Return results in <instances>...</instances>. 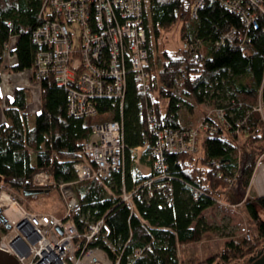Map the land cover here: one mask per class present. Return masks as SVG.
Returning <instances> with one entry per match:
<instances>
[{
  "label": "trees",
  "instance_id": "1",
  "mask_svg": "<svg viewBox=\"0 0 264 264\" xmlns=\"http://www.w3.org/2000/svg\"><path fill=\"white\" fill-rule=\"evenodd\" d=\"M195 1L150 0V27L146 30L149 78L144 90L127 79L120 112L118 104L99 100L98 116L73 118L66 113L65 91L47 77L39 83L40 111L34 116L32 127L26 129L27 90L15 88L11 99L0 98V188L22 197V192L54 189L32 185L33 176L39 172L55 183L74 182L72 164L79 157L91 125L104 115L109 114L112 120L121 117L124 145L145 146L138 162L151 166L152 139L145 127V108L150 109L158 128H176L179 101L173 91L191 95L196 105L205 98L219 100L216 104L224 111V122L208 120L216 129L198 134L194 154L165 155L169 191L160 186L153 189L148 199L134 198L136 212L148 227L141 225L125 205L95 181L73 185L77 205L72 221L76 231L84 234L88 225L102 220L105 228L85 244V249L101 248L111 263L117 260V264H215L241 260L264 246V220L260 215L264 213V198L247 193L257 159L264 154V34L259 29H245L238 17L214 0H204L193 20L190 11ZM40 6L41 0H0V57L8 38L15 37L12 52L17 62L11 69L14 72L32 67L34 48L30 35L40 23ZM176 23L180 24V45L196 37L203 43L202 50L192 55L181 46L173 51L161 49L155 70L150 38L160 45L164 34ZM230 29L244 35L242 45L223 42L213 49V43ZM258 101L260 112L255 110ZM131 166L125 151L122 170L107 183L113 195L121 187L129 190L134 185ZM216 202L241 207L251 221L248 226L253 235L249 240L224 242L208 259L182 262L180 248L201 241L214 230L201 214ZM78 242L82 244L83 240ZM135 250H140L136 258Z\"/></svg>",
  "mask_w": 264,
  "mask_h": 264
},
{
  "label": "built area",
  "instance_id": "2",
  "mask_svg": "<svg viewBox=\"0 0 264 264\" xmlns=\"http://www.w3.org/2000/svg\"><path fill=\"white\" fill-rule=\"evenodd\" d=\"M203 1L193 3L191 19H196ZM214 1L238 17L245 29H259L264 34V0ZM149 9L150 0H41L37 15L40 23L30 35L34 48L31 79L39 85L42 79L50 77L62 88L66 93V113L73 118L98 116L99 100L118 104L120 112L127 79L144 90L149 78L146 48ZM223 42L240 46L244 35L230 29L213 43V49ZM202 45L200 39L193 37L181 44V48L194 55L202 50ZM6 48L7 44H4L3 49ZM261 82H264V66ZM255 110L261 111L259 101ZM223 115V109L216 108L192 126L179 124L176 128L161 129L150 109L145 108V127L152 139L150 174L141 176L132 169V188L121 187L114 195L107 183L114 173L122 170L124 152L128 153L130 165L135 166L146 147L127 148L124 145L121 117L98 120L91 125L79 157L72 164L74 182L55 183L43 172L32 178L36 188L57 190L63 208L60 217L28 212L10 190L0 188V251L14 257L18 264H117V260L111 263L101 248L85 249V244L105 227L103 221L98 220L88 225L84 234L77 233L72 221L77 205L73 185L95 181L107 194L125 205L141 225L148 227L136 212L134 198L148 199L152 197L153 189L160 186L169 191L165 155L189 157L194 154L198 134L216 129L208 120L214 118L224 122ZM262 122L264 124V117ZM255 171L264 172V154L257 159ZM169 194L167 202L170 201ZM252 235L247 226L241 229L240 238L249 240ZM79 239L83 240L82 244ZM139 254L140 250H135L134 258Z\"/></svg>",
  "mask_w": 264,
  "mask_h": 264
},
{
  "label": "rangeland",
  "instance_id": "3",
  "mask_svg": "<svg viewBox=\"0 0 264 264\" xmlns=\"http://www.w3.org/2000/svg\"><path fill=\"white\" fill-rule=\"evenodd\" d=\"M179 28V23L172 25L169 31L164 34L160 45L150 38L151 55L155 70L158 68L156 56L161 49L164 51H173L181 46L178 37ZM173 95L179 101L177 117L183 121L181 124L182 126H192L196 124V122L202 119L209 111H213L217 108L216 103H220L218 102L219 100L213 101L205 98L201 104L196 105L191 95L187 93L173 91ZM110 119L111 117L108 114L98 120ZM32 120L33 118L26 117L25 124H31ZM197 148L199 149V144ZM199 152L200 150L197 151V153ZM134 171L141 175L137 170L134 169ZM256 173V171L253 172L247 193L251 197L258 195L264 198V172ZM256 175L259 177L256 179L257 183L254 186ZM10 192L26 210L41 214L55 215L58 213L57 216L59 217L62 214V203L56 189H51L44 194L35 195L34 198H26L22 197L20 193L14 191ZM201 215L205 223L212 226L214 230L206 233L201 241L180 248L178 254L183 262L187 261L189 258L196 263L208 259L224 242L240 238L241 229L245 226L252 231V228L248 226V224H251L250 219L239 206L227 207L214 203L210 208L204 210ZM260 215L264 220V213L261 212Z\"/></svg>",
  "mask_w": 264,
  "mask_h": 264
},
{
  "label": "crops",
  "instance_id": "4",
  "mask_svg": "<svg viewBox=\"0 0 264 264\" xmlns=\"http://www.w3.org/2000/svg\"><path fill=\"white\" fill-rule=\"evenodd\" d=\"M15 37H9L7 40V48L6 50L2 49L1 57H0V98L3 99H11L12 91L15 88H21L27 90V98L25 104V120L26 117L34 118V116L40 111V94H39V85L33 82L31 79V69H26L18 72L12 71V67L16 65V57L12 52L14 49ZM3 105V104H2ZM0 106V124L3 121L2 118V110L3 106ZM179 120V124H182V120ZM181 120V121H180ZM33 125V120L31 124L26 125L24 123V127L26 129H30ZM135 169L142 176H147L150 174V166L146 164H140L138 162L137 165L131 167V170ZM258 196V195H257ZM56 213L54 216H57ZM53 215V214H52ZM182 261V260H181ZM187 261L193 262L191 258ZM185 261V262H187ZM183 262V261H182ZM195 262V261H194Z\"/></svg>",
  "mask_w": 264,
  "mask_h": 264
},
{
  "label": "water",
  "instance_id": "5",
  "mask_svg": "<svg viewBox=\"0 0 264 264\" xmlns=\"http://www.w3.org/2000/svg\"><path fill=\"white\" fill-rule=\"evenodd\" d=\"M0 184H1V178H0ZM47 191L48 190L46 189L44 190L34 189L28 192H22V195L24 197L35 196L39 194H44ZM6 229H8V227H6ZM0 264H18V262L14 257L10 256L5 252L0 251ZM215 264H264V246L260 250L246 256L241 260L231 261V262H216Z\"/></svg>",
  "mask_w": 264,
  "mask_h": 264
},
{
  "label": "bare ground",
  "instance_id": "6",
  "mask_svg": "<svg viewBox=\"0 0 264 264\" xmlns=\"http://www.w3.org/2000/svg\"><path fill=\"white\" fill-rule=\"evenodd\" d=\"M258 177H259V176H257V177L255 178L254 186H255V184L257 183V180H256V179H258ZM260 178H261V177H260Z\"/></svg>",
  "mask_w": 264,
  "mask_h": 264
}]
</instances>
